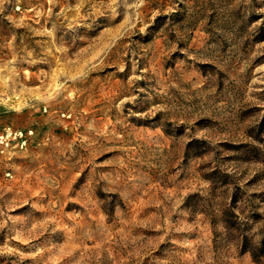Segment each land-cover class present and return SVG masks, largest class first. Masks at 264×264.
<instances>
[{
	"label": "rangeland",
	"instance_id": "1",
	"mask_svg": "<svg viewBox=\"0 0 264 264\" xmlns=\"http://www.w3.org/2000/svg\"><path fill=\"white\" fill-rule=\"evenodd\" d=\"M8 128L0 264H264V0H0Z\"/></svg>",
	"mask_w": 264,
	"mask_h": 264
},
{
	"label": "built area",
	"instance_id": "2",
	"mask_svg": "<svg viewBox=\"0 0 264 264\" xmlns=\"http://www.w3.org/2000/svg\"><path fill=\"white\" fill-rule=\"evenodd\" d=\"M11 134H12V131L9 128L6 129V131L4 133H1L0 134V143L7 145L8 144L7 137L10 136ZM13 135H14L13 137H15L16 136V132H14Z\"/></svg>",
	"mask_w": 264,
	"mask_h": 264
},
{
	"label": "trees",
	"instance_id": "3",
	"mask_svg": "<svg viewBox=\"0 0 264 264\" xmlns=\"http://www.w3.org/2000/svg\"><path fill=\"white\" fill-rule=\"evenodd\" d=\"M150 4H151V6H154L155 1H152ZM170 14H171V15H177L176 12H170ZM155 22L157 23V18H155ZM155 22H153V24H154ZM153 24H152V25H153ZM156 26L159 27V26H161V25H158V24H157ZM148 29H151V26L148 27Z\"/></svg>",
	"mask_w": 264,
	"mask_h": 264
}]
</instances>
